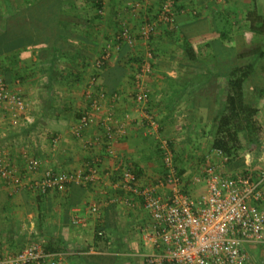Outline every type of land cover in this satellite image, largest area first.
I'll return each mask as SVG.
<instances>
[{
	"label": "crops",
	"instance_id": "0c3cea01",
	"mask_svg": "<svg viewBox=\"0 0 264 264\" xmlns=\"http://www.w3.org/2000/svg\"><path fill=\"white\" fill-rule=\"evenodd\" d=\"M17 1L15 9L6 18V27L0 30V63L13 74L7 80L14 81L16 75L24 83L26 81L23 89L30 105L29 96L44 99L49 96L45 102L47 111H52L56 101L66 109L54 108L55 113L49 119L43 114L40 117L47 125L44 129L63 133L59 146L53 148L47 140H39L30 153L44 156L50 164L69 170L84 171L98 163L101 178L86 186L72 184L63 193L51 191L40 198L31 191L10 197L1 186L0 214L15 205L31 211L38 208L37 216L42 220L41 225L46 226L45 233L39 234L40 241L53 243L55 252L63 253L67 264H149L147 255L153 249L145 231L149 229L150 216L141 199L117 186L118 172L109 175V171L133 168L142 187L153 186L165 172L159 150L162 140L170 141L174 154L175 151L183 154L180 160L174 159V163L180 187L191 196V191L201 193L206 190L203 175L209 167L224 175H233L239 168L257 171L255 161L264 164V145L259 154L248 153L238 161H233L238 159L236 157H228L231 161H227L217 153L212 130L218 128L220 116L227 112V98L232 94L229 81L234 77L195 72L182 48L183 39L189 38L200 56L207 54L206 59L201 58L205 66L213 65L211 57L215 43L230 49L233 58L243 52L264 54V42L256 41L253 29L248 28V32L253 34L251 41L244 43L240 38L245 26L250 27V12L256 11L264 17V0H178L179 7L185 9L179 8L178 30L170 31L161 26L153 39L155 55L149 79L152 98L145 105L132 107L124 90L119 91L117 98L112 97L113 84H110L129 79L131 73L128 68L138 60L139 53L144 54V46L139 44L136 49L125 46L115 54L108 69L100 72L98 80V86L103 88L106 85L109 92L104 91L107 99L98 116L107 110L120 119H124V115L130 116L126 134L113 143L115 154L107 151L103 129L98 125L85 130L82 137L69 135L68 129L76 120L75 113L89 104L84 93L89 87L92 62L101 53L107 38L116 31L120 20L136 26L144 13L135 15L131 12L128 4L134 0H59L55 8H51L53 0ZM37 1L41 8L30 10ZM44 5L47 7L43 8ZM158 6L159 0H150L148 10ZM20 8L22 11L19 12ZM192 8L198 11L196 15ZM222 18L233 21L231 30L224 29ZM239 26L244 28L239 30ZM226 32L228 39H223ZM233 58L229 60L231 64ZM174 77L182 83L177 86L178 90L170 85L176 83L171 79ZM44 80L45 83L51 80L49 91L46 89L47 96L45 92L41 95L40 89L36 88ZM248 80L245 79L246 82ZM40 111L37 110L38 113ZM262 112L264 105L257 113ZM260 123L264 127V118ZM7 131L6 141L15 137L13 131ZM89 140L93 146L86 149L84 143ZM20 152L12 148L18 165L23 163ZM157 192L167 198L171 189L169 185H162ZM126 195L133 200V205L124 202ZM94 204L98 206L97 214L88 210ZM77 209H80L81 220L74 224L71 217ZM98 227L104 230L103 238L96 236ZM87 241L91 245H87ZM13 249L4 251L12 252ZM248 249L250 260L247 264H264L263 246L250 245Z\"/></svg>",
	"mask_w": 264,
	"mask_h": 264
},
{
	"label": "built area",
	"instance_id": "2783aa9c",
	"mask_svg": "<svg viewBox=\"0 0 264 264\" xmlns=\"http://www.w3.org/2000/svg\"><path fill=\"white\" fill-rule=\"evenodd\" d=\"M149 2L150 0H134L128 4L132 13H144V17L136 26L120 20L118 30L107 38L101 53L92 62L89 87L85 91L89 104L71 128L73 135L82 137L85 130L98 125L103 129L104 143L110 154H115L113 143L124 137L130 119L128 115L127 118L118 119L111 110L98 116L106 96L104 91L95 89L99 79L95 72L103 71L123 45L136 49L141 44L145 51L144 54L139 53L140 61L131 76L135 102L138 105L147 104L152 98L149 79L153 72L155 49L152 42L155 33L161 26L170 31L178 30L177 14L181 8L177 7L176 0H163L158 8L151 11L148 10ZM191 11L194 15L198 13L195 8ZM33 121L34 117L24 95L10 88L0 70V125L7 123L5 131L0 129V185L9 196L23 191L42 195L51 191L63 193L72 184L86 186L101 178L98 163L84 171L69 170L50 164L44 156L30 153L33 146L42 139L57 148L61 141V136L57 133L46 130L39 136L36 130H32L27 139H4L8 135L7 130L16 133L17 128L32 124ZM152 124H155L154 121ZM169 144L168 139L161 141L165 172L153 186L142 187L133 168L109 171V175L118 172L120 179L117 186L141 199L150 216L149 229L145 233L149 236L153 251L147 255L148 263L247 264L250 260L248 247H264V168L224 175L209 167L203 175L206 191L201 197L195 198L180 187L174 153ZM18 145L22 148L21 165L16 163L12 155V148ZM92 146V141H85L86 149ZM216 151L223 154L220 149ZM162 185L170 186L171 194L167 198L157 192ZM124 202L133 205L129 195H126ZM79 210L71 217L74 224L81 220ZM88 210L91 214H97L98 206L91 205ZM95 233L100 238L104 237L102 228ZM88 244L91 245V242L87 241ZM0 264L67 263L63 253L48 251L44 243L37 241L34 235L19 251L0 252Z\"/></svg>",
	"mask_w": 264,
	"mask_h": 264
},
{
	"label": "rangeland",
	"instance_id": "374dc122",
	"mask_svg": "<svg viewBox=\"0 0 264 264\" xmlns=\"http://www.w3.org/2000/svg\"><path fill=\"white\" fill-rule=\"evenodd\" d=\"M17 2H18L17 0H16V2H14L12 0H0V30L1 31H2L3 27H6V25H7V19L6 18L8 17V15H10L12 10L15 8V5H16ZM161 3L162 2L159 1V5ZM236 21L241 22V21H239V19H236ZM222 22H223V27H224L225 30L229 31V30L232 29V26H233V21L232 20H228V19H223L222 18ZM238 22H237V24H238ZM241 24H242V22H241ZM246 26H245V31L243 30L242 32H240L241 33V37L240 38L243 39L242 42H244V43H247L249 40L251 41L252 37H253V34L248 32V28H250V27H248V25H246ZM242 28H244V27H242V26L238 27L239 30L242 29ZM254 32H255V35H256L255 38L257 39L256 41L264 42V35H261V34L257 33L256 31H254ZM195 44H198V41L197 42L195 41ZM242 55L243 56L241 58H239V60H238L239 65L244 67L245 65H248L249 63L253 62V64L255 65V69H256V71H255L256 73L255 72L248 73L247 79H249V80L247 82H245V89L244 90H245V92L247 91L246 101H250V99H252L251 98L252 97V90H254L255 86L261 85L262 81H263V80L260 79V75L257 72L259 71V69L262 66H264V54L263 53L259 54L256 51L255 54H251V53L249 54L248 52H243ZM206 56H207V54H206ZM206 56H204V54H203L200 57H203L204 59H206L207 58ZM135 68H136V65L133 64L132 66H130L128 68L130 70L129 72L132 74V72L134 71ZM211 68H212V66H210L209 64H206V66L202 67L200 71L209 72V70ZM4 69H5L4 66H2V64L0 63V70L2 71V77L5 78ZM43 73H45V72H43ZM179 73H182V72L179 71ZM14 76H15L14 81H11V82L7 81V83L9 84L10 88H13L14 90H17V91L21 92L24 95V97H25V99H26V101L28 103V106L31 109L32 116L34 117V121H33L32 124L30 123L28 125L21 126V127L17 128V130H15V131H18V132L15 133V137L14 138L16 140L27 139V137L31 135L30 132L32 130H36L35 132H38L39 136H40V133H42L43 131H46V130L50 131L48 129H44V127H46L47 125L40 118L42 116V114L44 115V117L48 116L47 119H49V117L52 118L53 114L55 113L54 112L55 111L54 108L61 107L62 110H66L64 107H62L63 104L61 102L59 103L58 101L55 102V104H54L55 107L52 106V111H50V109L48 111L46 110V105H45L46 103L45 102L49 99V96H47V95H49L48 91L50 89L49 88L50 81L45 83V80H44V81H42L44 83H40V84H38L36 86L37 89H40L39 91H40L41 95L44 92L46 93L47 98L44 99V98H40V97L39 98H35V97L29 96L31 98L29 100L32 102V104L30 105L29 101H28V99L26 97L27 94H26V92H24V89H23L24 88L23 85L26 83V81L24 83L22 78H19V76H16V75H14ZM171 79L176 81V83H170V85L173 84L175 86V87L173 86L174 87L173 89L178 90L177 86L181 85L182 83L177 81L176 80L177 78H175V77L171 78ZM262 79H264V78L262 77ZM35 80H37V79H35ZM98 84L99 83L97 81L96 85H95L96 91H101L102 90V91H105V92L109 93L108 92V88H107L106 85H104V86L101 85L103 87V88H101V87L98 86ZM262 85H264V84H262ZM121 90H124L128 94L129 102H130L131 106L132 107L137 106V103L134 100V85H133V79H132L131 75H130L129 79L126 82H122V83L118 82V83H116V86H115L114 90L112 91L113 92L112 95H115V94L118 95L119 91H121ZM151 90H152V88H151ZM33 93H34V91H33ZM84 95H85V93H84ZM37 96H38V94H37ZM79 96L82 97V94H79ZM52 100H54V99H52ZM81 101L85 102V99L81 98ZM112 103H115V102L113 101ZM42 109H43V111H42ZM37 110H41L40 113H38ZM78 110H81V109L79 108ZM42 112H44V113H42ZM77 113H78V111H77ZM77 113H75V115H74L75 118H76V114ZM114 115H115V117L118 118V116L115 113H114ZM226 115L229 116L230 115L229 112L226 113ZM255 115H257V116L251 118L252 125H253L251 131L245 130V128H242V127H238V129L236 130L235 126H233V125L231 127L228 126L232 130L233 133H234V131H236L235 132L236 133L235 137L238 139L237 143H236V146H237L236 151L237 152L235 153V155H236L235 157L238 158V159H233V161L234 160L238 161V160L242 159L245 154H248V153L251 154V155L254 154V153L255 154H259V152H261V150H263L262 149V145H264V127L261 125L260 120L262 118H264V112L256 113ZM128 117L130 119L129 115H128ZM124 118H127L126 115H124ZM118 119H120V118H118ZM76 122H77V118L73 122V124H71L69 126V129H68V134L69 135H73V133L71 132V128H72V126H74L76 124ZM5 128H7V123L3 122L0 125V129H1V131H5ZM214 131L215 130H212V134H214V136H215L216 133H214ZM54 133H57L58 135L61 136V142H62V139H63L62 138V134L63 133L62 132H54ZM63 137H64V135H63ZM36 138H38V136ZM38 143H39V141L36 143V145ZM172 147H173V145H170L171 149H172ZM16 149H18V151H20V150L22 151V148L19 145L16 147ZM159 150L161 151V148ZM19 155H21V152H20ZM160 155L162 156V153H160ZM221 156L224 157V159L226 158L227 161H231L230 158H228L229 157L228 155H225L223 153V154H221ZM182 157H183V154H180L179 152L176 153V151H175V154H174L175 161L180 160ZM254 165H255L256 169L264 168V164H262V162H260V161H255ZM243 171H246V170H244V168H241V169L239 168L236 172H243ZM201 180H202V178H201ZM201 186H202V184H201ZM0 187H1V185H0ZM205 191L206 190H204L201 193H197V192H192L191 191V194L194 197L198 198V197H201L202 195H204ZM24 192L25 191L15 195V196H19V195H21ZM31 192L32 193H36V192H33V191H31ZM6 194H7V192H6ZM15 196H10V197H15ZM32 211H31L30 208L20 207V206H16L15 205L14 207L12 206V207L4 210V212L2 214H0V230H1L0 241H1V245H2L1 252L3 251V253H5L4 250L13 249V248L14 249L11 250L12 252L8 251L7 253H15V251L17 252V249L19 247H23L28 241H30V239L34 235L36 236V240L37 241L40 240L39 239L40 238L39 234L45 233L46 226L45 225H41V221L42 220L39 219V217L37 216L38 215L37 212L39 211V209L38 208L37 209H32ZM31 214H33L32 217L30 216ZM51 232H54V229Z\"/></svg>",
	"mask_w": 264,
	"mask_h": 264
},
{
	"label": "trees",
	"instance_id": "16d2710c",
	"mask_svg": "<svg viewBox=\"0 0 264 264\" xmlns=\"http://www.w3.org/2000/svg\"><path fill=\"white\" fill-rule=\"evenodd\" d=\"M163 1V0H159ZM60 1L59 0H53L50 4H53L51 8H55L54 5L58 4L59 5ZM34 7L32 8L30 5V10L37 9L39 10L41 8V3L37 1ZM176 5L177 7L179 6L178 0H176ZM47 7V6H46ZM45 5L43 8H46ZM99 10L101 9L100 6ZM181 8V7H180ZM15 9V8H14ZM22 11V8L19 9V12ZM249 21H250V28L256 31L257 33L264 35V17L259 16L256 11L250 12L249 13ZM119 28V23L116 31ZM223 39H228V32L224 33L222 35ZM129 47L128 45H123V47ZM121 48V49H122ZM184 51L186 53V57L188 59L189 65L193 66L192 68L195 69V72H199L203 65V61L201 62L200 55L198 52L195 50L194 46L192 45L191 41L189 38H184L183 39V46ZM213 52L214 54L212 55L211 59L213 62L212 68L209 70L210 73H216V74H225V75H230L233 76L234 78L229 81L230 89L232 91V94L228 96L227 98V112H229V116L225 114L220 116L219 119V125L218 128L214 131L216 133L215 139L213 141V145L215 148L220 149L222 153L225 155H228L229 157H235V153L237 152V138L235 137L236 131L234 133L228 126H235L236 130L238 127L245 128V130H252V120L251 118L262 108L264 105V66H262L259 71L257 72L260 75V79L263 80L261 85H257L254 87V92L252 93V99L250 101H246L245 97V79L248 76V73L250 72H255V65L252 63H249L248 65L240 66L238 63L239 58H241L243 55L239 54L236 55L235 58H233V52L223 46H221L219 43H215L213 45ZM121 51V50H120ZM231 58L234 59V62L231 64V61H229ZM232 59V60H233ZM140 61V57H138V60H135L134 65H137L138 62ZM108 69L105 68V70ZM197 70V71H196ZM101 71H96V74H100ZM5 73V81L7 82L8 78L12 74L10 70L5 68L4 70ZM207 73V72H206ZM256 73V72H255ZM13 75V74H12ZM260 80V81H261ZM51 83V80H50ZM116 83H110L112 85V89L114 90ZM111 86V85H110ZM88 106V105H87ZM86 106V107H87ZM83 110V109H82ZM78 112L76 114V118L79 119L81 112ZM171 145V143H170ZM37 198H40L42 194L37 193ZM100 227H98L96 230H98ZM1 233V230H0ZM97 236V235H96ZM100 238L99 236H97ZM46 249L48 251H56V248L54 247L53 243L49 244H44ZM1 241H0V252H1Z\"/></svg>",
	"mask_w": 264,
	"mask_h": 264
}]
</instances>
